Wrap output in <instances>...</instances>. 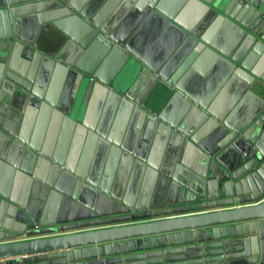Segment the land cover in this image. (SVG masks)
Listing matches in <instances>:
<instances>
[{
	"label": "water",
	"instance_id": "obj_1",
	"mask_svg": "<svg viewBox=\"0 0 264 264\" xmlns=\"http://www.w3.org/2000/svg\"><path fill=\"white\" fill-rule=\"evenodd\" d=\"M184 1L200 6V19L225 17L245 35L236 54L222 50L236 67L232 77L241 84L240 101L251 102L244 119L234 123L233 114L226 117L206 102L200 104L203 126L192 137L199 145V183L185 184L182 191L174 186L175 192L152 189L140 195L129 187L122 191L106 186L99 174L79 172L24 133L7 129L0 119V168L14 178V186L19 178L28 179L22 195L0 187V264H264V75L251 64L252 51L264 50V0H179V5ZM121 6L124 10L106 19L103 11L94 12L97 5L85 0H0V13L14 21V29L7 23L1 34L0 114L18 107V94L43 108L54 103L45 93L33 91L27 71L16 67L25 56L30 72L42 62L49 75L65 80L69 99L56 106L68 118H78L84 128H96L108 137L118 111L126 112L130 127L145 123L149 132L155 126L167 135L185 132L166 115L176 97L194 108V100L177 80L183 70L174 68L184 52L196 44L202 47L199 30L165 0H124ZM53 15L76 25L78 41L86 48L81 57H76L80 48L70 52L67 45L54 46L42 38L40 25ZM24 17L29 24L37 18L30 33L22 27ZM92 50L98 56L89 63ZM127 66L134 73L120 79ZM140 82L148 83V95L133 92ZM77 90L83 106L89 100L99 104L92 122L88 110L71 114ZM67 99L66 109L62 103ZM213 128L214 139L199 140ZM109 139L120 146L115 149L123 158L134 155L148 161L141 150ZM45 179L48 197L32 200Z\"/></svg>",
	"mask_w": 264,
	"mask_h": 264
},
{
	"label": "crops",
	"instance_id": "obj_2",
	"mask_svg": "<svg viewBox=\"0 0 264 264\" xmlns=\"http://www.w3.org/2000/svg\"><path fill=\"white\" fill-rule=\"evenodd\" d=\"M85 1L88 4L97 5V10L94 12L98 14L103 11V16L106 19L124 10L122 6L117 7L124 0ZM118 1L120 2L118 3ZM165 2L171 9L177 8L176 13L180 14L193 28L199 30V40L203 44L199 48L196 44L188 52H184L182 58L179 57L176 60L177 65L174 68V70H183L177 76V80H179L184 92L188 93L194 100L193 104L195 105L191 111V107L186 105L184 99L176 97L174 99L175 104L173 103L169 107L166 116L182 124L185 132L177 131L175 135H167L160 132L158 126L149 132L146 130L148 124L145 125V123L140 127L137 125L130 127L129 122L124 119L126 112L118 113V111L114 115V118L117 115L118 118L113 122L111 121L112 125H110L109 131H106L108 137L99 134L96 128L90 126L84 128L83 123L78 118H71L69 114L68 118L67 114H63L56 106L66 96L69 99L70 91L68 92L65 80L60 79L55 73L49 75L47 69L44 70L42 62L30 72L27 66L29 60L25 56H20L15 64L16 67L21 72L26 73L27 71V78H30L33 91L35 89L38 93H45L55 104L43 108L44 105L42 104L36 105L27 102L25 94H18L20 100L18 107H10L4 114H0V119L6 128L14 130L16 134L24 133L30 142L39 145L51 156L64 159L65 164L69 161L70 165H74L79 172L87 175L99 174L106 186L110 185L122 191L129 187L131 191L140 195L152 189L167 192L169 188H172V191L175 192L174 186H180L179 191L186 188L185 184L196 186L199 183L197 169L200 163V153L196 152L199 145L192 140V137H197L198 127L203 126L200 119L203 108L200 104L206 102L209 106L224 113L226 117L233 114L232 122L239 123L244 119L246 107L251 103L240 101V97L243 95V92L240 91L241 84L238 78L232 77V72L236 67L234 68L229 63L227 56L222 51H229L231 55L236 54L245 39V35H241L237 29L239 27L229 22L225 17L220 21L200 19L198 16L200 6L196 3L184 1L179 5V0H165ZM61 16L53 15L50 22L40 25L41 36L43 39H48L54 46L67 45L66 49L70 52L80 48L81 50L76 52V57H81L86 48L80 44L81 36L76 33L78 28L68 18ZM6 20L0 13V55L3 53L2 44L5 40L1 38V34L5 32L7 23L9 28L14 29L12 16L10 15V19ZM28 20L29 17L23 18L22 27L24 26V30L28 29L27 31L30 33V24L37 26V18L32 17L30 24ZM130 22L132 23L133 19ZM68 32L69 34L73 32L76 38L71 34L68 35ZM166 49L163 48L160 51L165 52ZM248 53L246 52L243 59ZM252 53L255 55L251 62L253 68L264 75V50L259 53L252 51ZM97 56V51L89 52L87 58L89 63L97 59ZM171 56L168 55L165 61L169 62ZM133 73L134 71L127 66L120 75V79L122 77L131 78ZM137 74L138 72H135V79ZM141 82L132 88L133 92L148 95L151 90L147 87L148 83L141 86ZM131 83H128L129 86L127 84L128 89L133 84ZM29 92L26 91V93ZM79 93L77 90L76 95L73 96L71 114L80 115L81 112L88 110L91 116L88 118L92 122V118L99 111V104L89 100L87 105L83 106V102L80 104ZM4 97L11 99L7 93L4 94ZM27 97L30 100L31 96L27 94ZM68 99L62 103L66 109L68 108ZM194 114L195 117L193 118ZM114 123H116V128L113 127ZM137 128L139 129L137 130ZM214 133V128L208 129L199 140L211 141L215 138ZM109 136L122 143L125 142L126 145L135 150L146 153L148 161H143L134 155H126L125 158L131 160L127 162L125 158L116 153L115 148L120 146L109 139ZM3 168H0V187L8 189L10 194L17 191L19 195H22L28 179L21 177L14 186V178H10L8 171ZM37 171L34 170V172ZM174 178L175 181L171 185ZM34 179L36 178L34 177ZM40 186L35 192V196L32 197V200L37 202L43 195L48 197L46 179L44 182H40Z\"/></svg>",
	"mask_w": 264,
	"mask_h": 264
}]
</instances>
